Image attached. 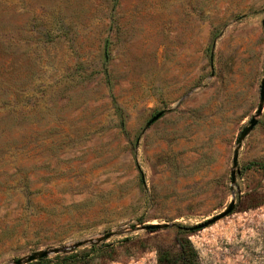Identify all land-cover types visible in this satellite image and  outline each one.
<instances>
[{
  "label": "rangeland",
  "instance_id": "rangeland-1",
  "mask_svg": "<svg viewBox=\"0 0 264 264\" xmlns=\"http://www.w3.org/2000/svg\"><path fill=\"white\" fill-rule=\"evenodd\" d=\"M261 80L264 0H0V264H264Z\"/></svg>",
  "mask_w": 264,
  "mask_h": 264
},
{
  "label": "water",
  "instance_id": "water-1",
  "mask_svg": "<svg viewBox=\"0 0 264 264\" xmlns=\"http://www.w3.org/2000/svg\"><path fill=\"white\" fill-rule=\"evenodd\" d=\"M263 102H264V81L261 80L260 89H259V102H258L257 108L255 110V113L250 117L247 125H245L242 128V130L240 131V133H239V135L235 141L236 147H235V149L233 151V155H232V168L233 169L231 170V182H234V168L237 166L238 149L240 148L241 143L245 139V137H247V135L256 126V124L258 122L257 118L262 112ZM160 116H161V113H157L156 115H154L146 123V126H149L151 123H153ZM234 205H235L234 200H231L224 207V209L220 213H218L215 217L207 219L203 223H199V224L193 225L191 227H188V229L189 230L201 229L203 227H206V226L214 223L215 221H217V220L221 219L222 217H225L226 215L231 213L233 211ZM167 225H168L167 223H164V224H147V225H143L141 228H143L145 230H150V229L165 228V227H167ZM107 236H109V234L105 235V237H107ZM99 240L100 239H98L97 241H99ZM87 242L88 241H77L72 245V248L79 247L83 244H86ZM64 251H65V249L59 248V247H53V248L38 250V251H35V252L27 255L26 257H22V258L15 260L13 262V264H22V263L32 262V261H35L38 259L45 258L51 253H59V252H64Z\"/></svg>",
  "mask_w": 264,
  "mask_h": 264
},
{
  "label": "trees",
  "instance_id": "trees-1",
  "mask_svg": "<svg viewBox=\"0 0 264 264\" xmlns=\"http://www.w3.org/2000/svg\"><path fill=\"white\" fill-rule=\"evenodd\" d=\"M251 164L264 171V162H253ZM247 200L250 203L244 207L245 209H253L264 204V189L252 188L247 192ZM154 230L156 229H150L149 231ZM91 248H94V246ZM50 262L52 264H72L78 263L80 260L76 255H63L55 257L53 261L47 259V257L34 261L36 264H48ZM156 264H199V262L192 244L187 238H184L177 241V249L175 252L158 250Z\"/></svg>",
  "mask_w": 264,
  "mask_h": 264
}]
</instances>
